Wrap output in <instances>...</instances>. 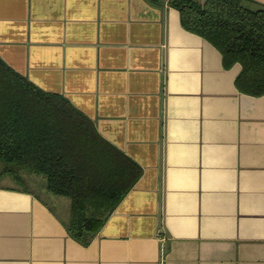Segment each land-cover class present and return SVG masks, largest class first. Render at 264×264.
Masks as SVG:
<instances>
[{
    "label": "crops",
    "instance_id": "0c3cea01",
    "mask_svg": "<svg viewBox=\"0 0 264 264\" xmlns=\"http://www.w3.org/2000/svg\"><path fill=\"white\" fill-rule=\"evenodd\" d=\"M169 1L0 0V57L142 169L87 245L0 181V264H264V93Z\"/></svg>",
    "mask_w": 264,
    "mask_h": 264
},
{
    "label": "trees",
    "instance_id": "16d2710c",
    "mask_svg": "<svg viewBox=\"0 0 264 264\" xmlns=\"http://www.w3.org/2000/svg\"><path fill=\"white\" fill-rule=\"evenodd\" d=\"M169 3L179 10L185 29L220 50L225 68L241 64L235 79L240 91L264 93V4L255 0ZM0 163V178L9 175L22 183V170L43 174L48 191L69 197L70 216L63 223L85 245L142 171L66 98L36 86L1 57Z\"/></svg>",
    "mask_w": 264,
    "mask_h": 264
},
{
    "label": "rangeland",
    "instance_id": "374dc122",
    "mask_svg": "<svg viewBox=\"0 0 264 264\" xmlns=\"http://www.w3.org/2000/svg\"><path fill=\"white\" fill-rule=\"evenodd\" d=\"M1 168V163H0ZM23 182H16L11 176L6 175L0 178V181L7 185L18 186L31 189L41 197L47 199L59 212L64 220L68 219L71 211V200L64 195L53 194L46 188V177L43 174H37L28 170L21 171Z\"/></svg>",
    "mask_w": 264,
    "mask_h": 264
}]
</instances>
